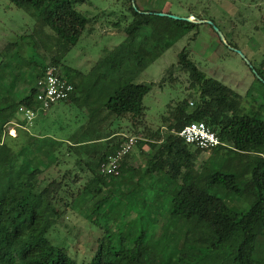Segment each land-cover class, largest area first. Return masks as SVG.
I'll use <instances>...</instances> for the list:
<instances>
[{"label":"trees","instance_id":"obj_1","mask_svg":"<svg viewBox=\"0 0 264 264\" xmlns=\"http://www.w3.org/2000/svg\"><path fill=\"white\" fill-rule=\"evenodd\" d=\"M7 1L30 12L41 25L51 28L57 53L49 64L45 59L34 64L32 85L16 75L17 84L22 83V90L17 85L11 93L6 87H0V151L13 153L8 169L3 172L11 169L9 172L12 173L15 159L23 157L19 158L23 162L17 170L21 175L3 176L10 184L0 196V264H77L63 247L52 244L48 235L61 219L63 210L75 205V198L66 202L61 193L67 186L75 187L81 181L80 174L69 171L67 173L72 174L68 182H64L66 175H63L61 180H51L40 188L39 180L51 164L43 168L37 162L30 168L28 163L31 156L50 155L45 152V143L42 142V155L34 153L29 139L17 143L23 135L18 133L12 138L5 133V124L16 119L22 107L38 108L37 83L48 67L59 68L61 75L75 89L81 85L82 81L76 80L79 72L65 64V57L78 44L89 21L74 8L71 0ZM125 3L133 12L132 20L121 29L124 41L104 59L111 69V85H115L104 109L114 119L127 120L126 126L130 125L134 133L141 134V139L137 138L138 144H149L155 151L148 159L142 177L160 172L178 187L170 195L166 190L162 191L168 200L162 199L160 194L152 195L156 211L150 212L148 218L137 215L142 204L150 209L144 193L150 187L124 179L123 184H129L128 190H118L122 182L115 180L124 178L122 166L130 154L122 161L119 175L101 173V165L121 149V139L110 132L98 133L102 137L109 134L105 139L109 138L107 144L111 150L91 157L85 164L81 157L80 164L84 165L82 172H86L87 181L77 196L96 199L113 187L121 204L126 200L125 208H131L128 215L120 216L122 222L128 220L126 232L114 237L112 233L115 231L106 230L87 264H264V120L255 114L241 113L240 96L219 80L207 76L184 48L177 55L176 68L187 74L192 92L172 107L169 116L164 118V132L147 127L144 99L154 84L134 83L140 72L139 55L146 61L141 66L144 69L200 25L161 17L150 11L139 13L132 8L131 0ZM156 20L159 21L157 27ZM210 21L215 23L213 19ZM209 26L213 29L212 25ZM155 28L160 29L157 35L152 32ZM134 58H137L136 62ZM258 75L264 80L262 72L259 71ZM194 122L206 123L224 144L212 150L209 160L201 166H198L197 159L204 151L186 144L179 136L185 126ZM150 138L154 143L148 141ZM49 144L53 145L54 151L63 147L54 141ZM25 150L29 157L24 154ZM221 157L228 160L216 164ZM236 160L244 163L241 172L232 168ZM107 202V198H103L93 203L94 209ZM58 204L64 209H59ZM154 214L161 217L156 219ZM132 215H136L135 220L131 219ZM149 223H156V226L148 233L146 226ZM175 232L182 233L184 244L176 252L169 253Z\"/></svg>","mask_w":264,"mask_h":264},{"label":"rangeland","instance_id":"obj_2","mask_svg":"<svg viewBox=\"0 0 264 264\" xmlns=\"http://www.w3.org/2000/svg\"><path fill=\"white\" fill-rule=\"evenodd\" d=\"M71 1H73L74 8L86 17L89 23L78 44L65 57V64L82 71L81 84L88 90L83 93L81 100L60 104L62 113L66 117L69 116V120L75 114L81 119L84 114L94 109L91 105L101 104V102L104 104L113 94L115 85H111V69L104 59L124 41L125 35L121 29L132 20L133 13L126 6V0ZM131 6L135 11L145 14H147L146 11H150L180 18L191 15L196 19L198 17L205 18V20L213 19L215 26L225 37L223 41L209 24H199L198 28L174 43L160 58L144 69L141 66L146 61H143L141 54L139 55L140 72L134 79V83L154 84V88L144 99L147 127L154 131L160 129L164 132L166 125L164 118L169 116L172 107H175L182 99L189 97L192 92L187 74L176 68L177 55L184 48H187L189 57L200 70L207 76L219 80L240 96L241 113L255 114L259 119L264 120V80L258 75L260 71L264 78V0H131ZM116 23L120 25H115ZM158 25L159 21L156 20V27ZM159 31L160 29L155 28L152 32L157 35ZM56 53L55 34L50 27L41 25L37 17L30 12L15 7L7 0H0V79L4 76V71H9L12 72V76L15 73L18 79L32 85L35 80L34 64L41 63L44 59L49 64L50 59ZM134 60L136 62L137 58ZM27 70L30 72L28 73ZM107 74L109 77H106ZM96 84L99 85L94 87L93 85ZM17 85L22 87V83ZM103 86L108 89L104 90ZM96 96L100 99L96 100ZM21 116L22 114L17 112L19 119ZM60 121L62 122V119ZM110 122L103 124L100 132L95 130L92 133L89 125L83 128L79 136L89 140V143L78 150L80 153L77 154L76 150L69 149L65 144L54 151L53 145L49 144L52 141L45 139L43 141L45 152H49L50 155L31 156L30 163H28L30 168L37 162L43 165V168L51 164V168L47 169L39 180L40 188L46 186L51 180H61L63 175H66L64 180L66 183L73 172L80 174L81 181L77 182L75 187L67 186L61 193L66 202L75 198V205L66 210L62 204H58L59 209H64V214L54 224L48 235L52 244L63 247L77 264H87L91 260L98 240L102 238L106 230L115 231L112 233L114 237L120 236L127 230L128 220L123 219L122 222L120 216L128 215L131 207L125 208L126 200H123L121 204L113 192V187L110 191L105 190L96 199L77 196L78 191L87 181L86 172H82L84 165L80 164L81 157L84 158L82 163L85 164L91 159L86 156L87 153L98 151L104 145L103 143H92L90 140L96 138L98 133L103 135L105 132L118 130L137 138L141 136L140 133H134L130 125L126 126L128 121L123 118L114 119L112 117ZM58 126L56 121H52V129L55 127L57 131L62 130L65 134L76 128L73 123H70V126ZM13 128L12 124L5 126L8 135H13V132L10 133ZM24 137L23 135L17 143H25L27 139ZM117 138L122 139L123 137L118 136ZM8 141L10 143L9 139ZM12 154L10 150L7 153L0 151V196L10 184L9 179L4 181L3 176L21 175L17 170H20L19 166L23 162L19 158L23 157L15 159L12 173L9 172L11 169L3 172L5 168L8 169ZM24 154L29 157L27 150ZM210 156L211 151H204L197 159L198 166L207 162ZM141 160L143 165L146 159ZM225 160L228 158L221 157L216 164H223ZM242 165L244 163L241 160H236L232 168L235 172H241ZM69 171L72 173L68 174ZM124 179L125 177H121L115 180L122 182L118 188L120 191H127L129 188V184H123ZM162 191V189H157L155 193V189L146 188L145 199L151 206L149 209V206L145 208L146 206L142 204L137 209V215L148 218L150 212L156 211L151 201L154 194H160L162 199L168 200L162 195ZM103 198H107L108 202L101 208L94 209L93 203ZM230 199L236 201L234 198ZM154 201L157 202V200ZM158 216L154 214L153 217L156 219L161 217ZM131 219L135 220L136 215H132ZM155 226L156 223H149L146 226L148 233L150 228L154 229ZM157 232L160 236V230ZM183 244L182 233L175 232L171 237L169 253L176 252Z\"/></svg>","mask_w":264,"mask_h":264},{"label":"crops","instance_id":"obj_3","mask_svg":"<svg viewBox=\"0 0 264 264\" xmlns=\"http://www.w3.org/2000/svg\"><path fill=\"white\" fill-rule=\"evenodd\" d=\"M125 39V38H124ZM73 71L79 72L78 78H76L77 81H81V78L83 75L81 74L82 71H80L78 68H72L70 67ZM1 72V69H0ZM5 74L2 76L0 79V87H6L11 91V93H14V87L17 88V79H16V74L12 76V72L9 71H4ZM70 76L72 74L70 73ZM20 83V82H18ZM99 84L93 85L94 87L98 86ZM92 86V87H93ZM22 90V88H20ZM103 89L107 90L108 88L106 86H103ZM88 90L87 87H83V85H78L77 89H75L73 93L72 99H70V103L72 102H77L78 100H81V97L83 98V93ZM101 91V90H100ZM96 100L100 99L99 97H95ZM69 102H61L62 104H69ZM57 103L54 106H52L50 109L46 111L40 110L39 112L36 113L35 118L29 122L27 121L24 116L22 115L20 119L16 117L13 121H10L9 123H6L5 126L8 124L14 125V128L10 130V133L13 135H9L12 138L17 137L18 133H21L26 137V139H29L30 146L32 152L34 153L38 152L40 155H42L43 152V145L42 142L45 139H50L51 141H54L57 143V146L59 144L63 145H68L69 147H72V150H76V153H80L78 150L84 146H86L89 143V140L87 141L86 139L82 138L79 136V133L83 130V128H87L88 125L91 127V132L94 133L95 130L97 131H102V125L106 123H111L110 119L112 118V115L104 109V104L100 103H94V109L88 111L86 114L82 116L81 119L77 118L79 117L77 114H75L72 119L69 120V116L66 117L65 114L62 113V109H60V104ZM65 120H64V118ZM62 119V122L60 121ZM52 121H56L59 126H65L69 125L70 123H73L75 125V129L72 130V132H69L68 134H65L62 132V130H58L53 127H51ZM114 121V120H113ZM58 126V127H59ZM5 133L7 131L5 130ZM14 133L17 135H14ZM116 133V134H114ZM8 134V133H7ZM110 134H113V136H122L123 138L121 139V147L125 143L128 137H131V135H126L122 130H118L115 132H110ZM106 136H109V134L105 136H96V138L90 140L92 143H103L104 145L100 147V150L92 152V153H87L86 156L88 157H93V156H98L104 152H110L111 147L107 144V140L109 138L105 139ZM141 137V136H140ZM101 139V140H98ZM141 139V138H139ZM150 143H154L151 138L148 140ZM35 142H38L39 144H36ZM59 143V144H58ZM61 147V146H60ZM120 147V148H121ZM155 153L154 150L150 149L149 144H145L140 146L137 142L134 150L131 152L130 156L127 157L126 162L124 166H122L123 174L125 175V180H130L135 183L142 182V186L150 187L151 189H162L166 190L167 195H170L171 191H174L178 185L176 183H173V181H170L168 177H166L163 173H158L155 172L151 176L142 177V173L144 172V167L147 164L148 159ZM83 156V155H79ZM142 158H145V162L142 165ZM134 170H136L134 172ZM135 173V174H134ZM127 182V181H125Z\"/></svg>","mask_w":264,"mask_h":264},{"label":"built area","instance_id":"obj_4","mask_svg":"<svg viewBox=\"0 0 264 264\" xmlns=\"http://www.w3.org/2000/svg\"><path fill=\"white\" fill-rule=\"evenodd\" d=\"M75 87L60 72V69L54 66L48 67L45 75L37 83V101L38 108H20L24 118L31 122L36 113L40 110L46 111L57 103L67 101L74 93ZM180 138L188 144L193 145L203 151H212L221 145H224L217 134L211 130L204 122H194L185 126L179 132ZM137 143V137H128L121 149L107 162L101 165V173L105 175H119L122 161L134 150Z\"/></svg>","mask_w":264,"mask_h":264},{"label":"water","instance_id":"obj_5","mask_svg":"<svg viewBox=\"0 0 264 264\" xmlns=\"http://www.w3.org/2000/svg\"><path fill=\"white\" fill-rule=\"evenodd\" d=\"M157 15L161 16V17H169L175 20H183V21H187L190 23H195V24H209L213 26L214 31L219 35V37L225 41V37L223 35V33L215 26V24L210 21V20H199L194 18L193 16H189V17H185V18H180V17H176L170 14H166V13H157Z\"/></svg>","mask_w":264,"mask_h":264}]
</instances>
